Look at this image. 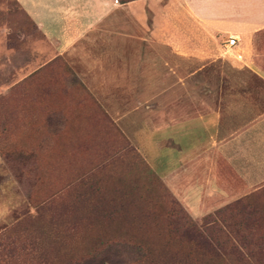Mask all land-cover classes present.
<instances>
[{
    "label": "rangeland",
    "instance_id": "374dc122",
    "mask_svg": "<svg viewBox=\"0 0 264 264\" xmlns=\"http://www.w3.org/2000/svg\"><path fill=\"white\" fill-rule=\"evenodd\" d=\"M123 29L131 38L124 48L129 52L163 50L139 39L146 35L144 28ZM227 37L216 44L223 59L204 61L203 67L193 60L191 67L201 70L193 73L192 82L254 84L257 107L263 110L264 80L239 73L225 59L235 55L241 61L237 38L226 48ZM255 40L257 62L264 67V31ZM107 45L85 39L59 55L15 0H0V264H59L89 256L117 236L175 250L188 244L176 240L167 245L166 234H183L190 228L188 220L199 225L205 215L245 197L264 210V178L234 200L220 197L201 203L207 206L200 214L168 188L152 167L160 157L153 158L154 136L143 121L158 92L121 87L119 80L107 83L104 76L100 85L106 89H92L95 85L89 82L91 73H116L126 61L122 80L132 85L143 80V67L137 73L131 65L152 60L86 55L103 53ZM144 78L150 82L151 72ZM196 93L210 97L216 91ZM160 94L183 97L186 92ZM256 146L263 150L264 140ZM164 150L160 154L166 158ZM261 160L257 155L259 164ZM185 180L181 185L189 183ZM43 247L47 253L38 258ZM114 255L108 253L109 259Z\"/></svg>",
    "mask_w": 264,
    "mask_h": 264
},
{
    "label": "crops",
    "instance_id": "0c3cea01",
    "mask_svg": "<svg viewBox=\"0 0 264 264\" xmlns=\"http://www.w3.org/2000/svg\"><path fill=\"white\" fill-rule=\"evenodd\" d=\"M15 1L59 55L86 39L108 44L103 53L89 51L88 58L152 60L147 65H131L137 73L143 67V80L134 85L123 82L128 62L121 61L116 73L108 69L103 74L91 73L89 82L95 86L87 88L106 89L100 85L104 76L107 83L119 80L121 87L158 92L153 95V109L143 119L145 130L154 136L153 158L160 157L152 167L173 193L192 204L188 205L190 210L194 206L200 214L206 209L207 205L201 204L205 201L220 197L234 200L254 190L257 180L264 178V160L261 165L257 162V155L264 158V146L259 151L256 146L257 140H264V109L256 104L257 87L245 82H192L202 62L223 59L216 44L226 36L237 38L235 47L241 49V61L235 55L225 59H230L239 73L264 80V67L257 62L259 53L252 45L264 31V0ZM129 27L144 28L146 35L139 39L163 50L124 49L131 38L123 28ZM91 33L111 36H90ZM193 60L199 62L194 69ZM146 71L151 72L150 82L145 81ZM166 91L186 94H160ZM198 91L216 93L209 97L198 95ZM163 149H167L163 152L166 158L160 154ZM184 179L189 183L181 185Z\"/></svg>",
    "mask_w": 264,
    "mask_h": 264
},
{
    "label": "trees",
    "instance_id": "16d2710c",
    "mask_svg": "<svg viewBox=\"0 0 264 264\" xmlns=\"http://www.w3.org/2000/svg\"><path fill=\"white\" fill-rule=\"evenodd\" d=\"M186 222L190 228L183 234H166L167 245L180 240L188 244L175 250L169 246L157 250L134 237L117 236L115 241L94 248L89 256L59 264H264V210L246 197L205 215L199 225ZM221 226L235 229L223 230ZM41 250L38 258L47 253L46 247ZM108 253H115L114 260Z\"/></svg>",
    "mask_w": 264,
    "mask_h": 264
},
{
    "label": "built area",
    "instance_id": "2783aa9c",
    "mask_svg": "<svg viewBox=\"0 0 264 264\" xmlns=\"http://www.w3.org/2000/svg\"><path fill=\"white\" fill-rule=\"evenodd\" d=\"M224 41H225V42H224V46H225L226 48H230V47H232V46L235 45V43H236V38H234L233 36H228Z\"/></svg>",
    "mask_w": 264,
    "mask_h": 264
}]
</instances>
